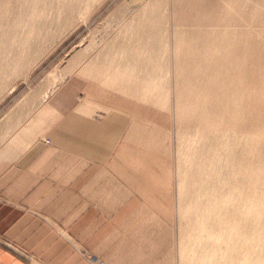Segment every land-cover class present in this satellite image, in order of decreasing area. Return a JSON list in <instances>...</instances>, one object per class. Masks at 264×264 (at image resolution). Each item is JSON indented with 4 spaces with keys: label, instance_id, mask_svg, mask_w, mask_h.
I'll use <instances>...</instances> for the list:
<instances>
[{
    "label": "rangeland",
    "instance_id": "374dc122",
    "mask_svg": "<svg viewBox=\"0 0 264 264\" xmlns=\"http://www.w3.org/2000/svg\"><path fill=\"white\" fill-rule=\"evenodd\" d=\"M155 2L41 3V19H47L41 24H48L41 30V40H32L25 46L21 42L7 48V55L0 54L5 58L1 60L9 65L5 73H0V133H5L0 135V144L9 129L15 130L35 113L44 92L53 86L48 76L51 71H61L65 76L49 99L61 114L76 109L88 95L90 79L78 71L89 63L111 65L114 73L123 76L136 73L141 77L139 83L147 84L145 88L155 81L161 94L158 104L151 99L139 103L134 93L107 90L103 100L110 105L109 110L92 113L97 117L113 112L126 118L127 125L111 163L140 199L139 216L128 220L115 232L116 236L109 238L110 253L124 261L142 238L145 250L157 249L153 257L157 264H183L190 259L200 264H209V260L211 264H239L247 256L245 264H263L264 235L260 229L264 223V0H162L166 5L163 7L161 3V8H154ZM19 9L16 1L15 10ZM150 27L159 42L155 55L148 50L151 42L148 44L146 37H139L140 31ZM27 29L26 24L19 23L15 35L21 38V31ZM177 29L181 31L178 34ZM177 45L181 50L174 57L172 50ZM78 53L81 54L77 61L72 63ZM14 56L18 59L15 62ZM11 86L14 88L10 91ZM136 104L140 109L154 111L159 126L167 129V133L151 127L145 130L146 121L132 112ZM234 112L238 114L236 126L231 127ZM140 136L147 138L148 143L137 144L136 138ZM44 139L48 138H43V142ZM133 148L137 152H132ZM124 162L133 166L125 170ZM181 178L186 180L182 191ZM249 188L255 197L248 202L243 193ZM251 201L263 206V216L254 213L258 209L245 214ZM188 203H191L189 214L184 210ZM196 204L201 205L199 209H194ZM233 205L235 209L231 208ZM204 211L210 214L203 215ZM152 213L159 219L157 225L156 218L151 219ZM235 213L240 225L236 226L235 234L228 235L234 239L227 250L225 244L216 245V238L226 240L228 223ZM195 217L220 222L223 229L218 231L215 226L211 232L208 225L202 224L190 231ZM152 232L161 235L149 247L146 239ZM186 232L193 236L184 245L183 240L188 239ZM241 238L247 243L241 242ZM181 239L180 256L176 244ZM253 254L261 255L257 262Z\"/></svg>",
    "mask_w": 264,
    "mask_h": 264
},
{
    "label": "crops",
    "instance_id": "0c3cea01",
    "mask_svg": "<svg viewBox=\"0 0 264 264\" xmlns=\"http://www.w3.org/2000/svg\"><path fill=\"white\" fill-rule=\"evenodd\" d=\"M88 88L83 102L62 114L49 100L55 89L26 122L6 130L8 138L0 144V235L8 245L0 244V264H90V255L109 264H157V249L151 247L161 235L157 232L146 239L150 250L139 238L124 261L110 253L109 238L139 216L140 199L111 163L126 118L92 114L109 110L103 100L107 90L134 93L137 102H148L141 100V88L90 81ZM132 112L146 121L145 130L166 132L154 111L136 104ZM136 139L139 145L148 143L142 136ZM123 164L125 170L133 166Z\"/></svg>",
    "mask_w": 264,
    "mask_h": 264
},
{
    "label": "bare ground",
    "instance_id": "6f19581e",
    "mask_svg": "<svg viewBox=\"0 0 264 264\" xmlns=\"http://www.w3.org/2000/svg\"><path fill=\"white\" fill-rule=\"evenodd\" d=\"M17 1V3L19 4V6H20V9L18 10V11H16L15 10V2ZM157 2H155L152 6L154 7V8H161V5L163 4L162 3V0H156ZM165 1V0H164ZM179 1V0H178ZM28 2H29V5H28ZM169 2H170V0H169ZM187 2V1H186ZM45 4V0H0V54H3V52L7 55V53L5 52V50L7 49V48H10V49H12V47L13 46H18L21 42H23V46H25V45H27L30 41H38V39L39 40H41L40 38H42L43 37V35H41V30H43V27H46L47 25H44L43 24V26H42V21H45V22H47L45 19H44V16L42 17L44 20H42L41 19V14H42V10H41V8L39 7V5L40 4ZM162 3V4H161ZM147 4V3H146ZM168 4V3H167ZM71 5H72V3H71ZM164 5H166V4H163V7H164ZM147 6V5H146ZM170 6V5H169ZM251 6V5H250ZM72 8V7H71ZM70 8V9H71ZM251 17V16H250ZM41 19V20H40ZM253 19V18H252ZM65 21V20H64ZM67 21V20H66ZM66 21L64 22V23H66ZM51 22H52V20H51ZM57 22H59V19L57 20ZM68 22V21H67ZM19 23H23V24H26L27 26H28V29L27 30H22L21 31V38H19V37H17L15 34H16V26L17 25H19ZM48 23H49V21H48ZM54 23V22H53ZM52 23V24H53ZM60 23V22H59ZM153 23H156L155 21H153ZM50 24V23H49ZM51 25V24H50ZM55 25V24H54ZM59 25V24H58ZM15 27V28H14ZM49 27V26H48ZM13 28H14V31H13V33H11V31L13 30ZM44 31H45V29H44ZM46 31H47V28H46ZM171 31H173V33H174V29H172ZM170 31V32H171ZM141 33H140V35H139V37H146V39H148V44H149V42H151V46H150V44L148 45V50H150V52H152L151 54H153V55H155V54H158V52H159V47L158 48H156L157 47V44L159 43L158 41H157V35H156V32H155V30H153V29H151V27L150 28H146V29H143L142 31H140ZM181 31H180V29H177V34L178 33H180ZM11 33V34H10ZM45 33V32H44ZM47 34V33H46ZM173 36V35H172ZM45 37V36H44ZM185 37V36H184ZM9 38H11V39H9ZM156 39V40H155ZM160 41V40H159ZM6 44V46H4ZM179 50H181L180 49V46L179 45H177V46H175V47H173V56L174 57H178V53H179ZM171 51V52H172ZM21 54L23 53V51H21L20 52ZM182 53V52H181ZM81 54V53H80ZM79 53L78 54H76V56L75 57H73V60H72V63H75L76 61H77V58H78V56L80 55ZM14 55H16V52H14ZM75 55V54H74ZM107 56H108V54L107 55H104V59L105 58H107ZM1 59H5V58H3V57H1L0 56V60ZM71 59V58H70ZM16 60H18L15 56L13 57V60L12 61H16ZM5 60H1V62H0V73H5L6 71H7V69L9 68V65L6 63V62H4ZM181 62V61H180ZM69 63V62H68ZM72 63H71V65H72ZM99 64H101V63H99ZM69 65V64H68ZM197 66H199V65H197ZM16 67V66H15ZM15 67H12L11 68V71H14L15 70ZM205 69V68H204ZM61 72V71H60ZM60 72H57L56 70H54V71H51L50 73H49V77L51 78V82H52V84H53V86H51V87H49L47 90H46V92H44V94H43V96H42V101H44V100H46L47 98H48V96L56 89V87L58 86V85H60L64 80H65V76H63V74H62V72L60 73ZM78 72H80L82 75H84V77H86V78H88V79H90V82H94V83H97V84H100V85H104L105 87H107V88H141V93H140V98H141V100H143V101H147L148 102V100L147 99H151L155 104H158L159 102H160V100L161 99H159V96H161V94H159V90H158V84L154 81V83L153 84H150V83H148V85H149V88H145L146 86H147V84L146 85H141V83H139L140 82V78L141 77H139L136 73H134V72H132V73H134L133 75L134 76H123V75H119L118 73H114V70L112 69V67H111V65H108V66H103V65H100V66H98L96 63H89V64H87L86 65V67H85V65H84V67L82 68V69H80ZM79 73V74H80ZM48 74V73H47ZM80 74V75H81ZM172 75V74H171ZM179 76V74H175V76ZM211 77V76H210ZM217 77V76H216ZM154 78V77H153ZM214 79H216L215 77H214ZM226 79V78H225ZM133 80L134 81H136V82H133ZM219 80V79H218ZM185 81V80H184ZM216 81H217V79H216ZM202 82V81H201ZM219 82H220V80H219ZM51 84V83H50ZM223 85V84H222ZM135 86V87H134ZM145 86V87H144ZM191 86V85H190ZM223 86H225V85H223ZM230 86V85H229ZM148 87V86H147ZM14 87H10V91L13 89ZM251 88V87H250ZM220 89V88H219ZM161 90V89H160ZM208 90V89H207ZM159 91V92H158ZM238 91V90H237ZM147 92V94L148 95H146L145 96V93ZM212 92V91H211ZM172 93V92H171ZM237 93V92H236ZM161 98V97H160ZM145 99V100H144ZM189 99V98H188ZM165 101V100H164ZM172 101V100H171ZM210 101V100H209ZM151 102V101H150ZM174 102V101H173ZM202 102V101H201ZM163 103V102H162ZM172 103V102H171ZM183 103V102H182ZM206 103V102H205ZM173 104V103H172ZM171 104V105H172ZM175 104V103H174ZM186 104V103H185ZM234 106V105H233ZM187 107V106H186ZM240 107V106H239ZM220 108V107H219ZM234 108H236V107H234ZM233 110V109H232ZM201 112H203V111H201ZM176 115V114H175ZM237 115L238 114H236V112H234V114H233V121H232V123H231V127H235L236 126V120H235V118L237 117ZM231 117V116H230ZM231 119V118H230ZM243 124V123H242ZM194 130V129H193ZM196 130V129H195ZM260 130V129H259ZM199 134V133H198ZM244 134H246V131H244L243 132V135ZM248 135V134H247ZM202 136V135H201ZM198 137H200V136H198ZM245 137V136H244ZM198 140V139H197ZM202 140V139H201ZM244 140V139H243ZM246 140V139H245ZM193 141H195L194 139H193ZM248 142V141H247ZM252 142V141H251ZM257 143V142H256ZM242 145V144H241ZM196 146V145H195ZM199 148V147H198ZM253 148V147H252ZM244 149V148H243ZM250 151H251V149H249ZM242 152H246V151H242ZM200 153V152H199ZM249 153V152H248ZM261 153V152H260ZM195 156V155H194ZM260 156V155H259ZM248 158V157H247ZM201 161V160H200ZM240 162V161H239ZM245 164V163H244ZM247 164V163H246ZM198 166V165H197ZM263 170H264V168H263ZM246 172V171H245ZM194 177H192V179H193ZM248 177H244V180L245 179H247ZM198 180V179H197ZM240 181V180H239ZM242 181V180H241ZM186 182V180L184 179V178H181L180 179V181H179V183L181 184L180 185V188H181V191H182V187H183V185H184V183ZM193 182V181H192ZM256 183V182H255ZM203 184V183H202ZM237 184V183H236ZM186 185V184H185ZM193 186V185H192ZM232 186V185H231ZM233 189V188H232ZM185 190V189H184ZM240 191H241V189H240ZM242 192H243V190H242ZM251 188H249V189H247V190H245L244 191V193H243V195H244V200H246V201H250V199H253L254 197H255V194L253 193L252 194V196H251ZM253 197V198H252ZM262 197H264V195H262ZM230 198V197H229ZM195 201V200H194ZM198 201V200H197ZM196 202V201H195ZM198 203V202H197ZM187 204V203H186ZM194 204V203H193ZM251 204L252 205H250V203H249V206L247 207L248 208V212H245V214H247V215H250L251 214V211L252 210H255V209H258L256 212H254V213H257L258 214V216H263L262 215V213H261V208H263V206L262 205H260L259 203H255L254 201H251ZM191 203H188V205H186L185 206V208H184V210L188 213V211H190L191 210ZM201 205H197L196 204V206H195V208L194 209H199V207H200ZM210 208H212L211 206L209 207V210H210ZM232 209H235V205H233L232 207H231ZM252 209V210H251ZM210 211H204L203 213V215H209L210 213H209ZM189 214V213H188ZM202 214V213H201ZM184 215V214H183ZM186 215V214H185ZM196 215H198V214H196ZM200 215V214H199ZM195 216V215H194ZM204 217H206V216H204ZM204 217H202V218H200V219H198V217H195V221H194V224L190 227V231H191V228L193 229V230H196V229H198V227L200 226V225H202V224H206V225H208V228H210V231L211 232H213V230H214V228H215V226H216V230H218V231H221L222 229H223V224L222 223H215V222H208V220L206 219V218H204ZM246 217V216H245ZM207 221V222H206ZM192 223V222H191ZM240 225V220H239V218L237 217V214L235 213V216L233 217V220L232 221H230L229 223H228V226H229V232L227 233V237H226V240L225 241H221V239L220 238H216L217 240H216V245L218 246H221V243L222 244H225L227 247V250H229L230 249V247L232 246V242H233V239L231 238V237H229V236H232L233 234H235L236 233V231H237V227ZM190 226V225H189ZM235 226V227H234ZM237 226V227H236ZM187 227V226H186ZM226 227V226H225ZM184 228V227H183ZM189 228V227H188ZM184 230V229H183ZM182 230V231H183ZM188 230V229H187ZM186 230V231H187ZM240 230V229H239ZM250 230V228H248V231ZM205 231V230H204ZM260 231L262 232V235H264V223L262 224V227H261V229H260ZM184 232V231H183ZM226 232V231H225ZM187 233V238L188 239H186V237H185V241L183 240V242H186V243H184V245H186L188 242H189V240H190V238L193 236L192 235V233H188V232H186ZM185 233V234H186ZM203 233V232H202ZM216 233V232H215ZM219 233V232H218ZM185 234H184V236H185ZM214 234V233H213ZM229 235V236H228ZM247 235V234H246ZM209 236V235H208ZM216 236V235H215ZM244 236V235H243ZM247 238V237H246ZM193 239V238H192ZM199 241H201V240H199ZM242 241H245L246 242V240H244V239H242L241 238V242ZM255 241V240H254ZM258 241V240H257ZM180 242H182V239L181 240H179L178 242H177V244L176 245H179V249L177 250V253H179V255L181 256L182 254H181V252L179 251L180 250V244H182V243H180ZM237 242V241H236ZM248 242H249V240H248ZM247 243V242H246ZM260 242H258L257 244H259ZM241 244V243H240ZM255 245H257L256 243H254ZM193 245V244H192ZM195 246H196V244H194ZM201 245V244H200ZM260 245V244H259ZM182 246V245H181ZM177 248H178V246H176ZM186 247V246H185ZM197 248V247H196ZM245 248V247H244ZM251 248V247H250ZM256 248V247H255ZM224 249H222V251H223ZM194 251H195V249H194ZM238 251V250H237ZM257 251V250H256ZM188 252H189V250H188ZM234 252V251H233ZM253 252H254V250H253ZM225 253V251H223V254ZM239 253V252H238ZM256 253V252H255ZM258 253V252H257ZM236 254H237V252H236ZM240 254V253H239ZM244 254V253H243ZM184 255V254H183ZM199 255V254H198ZM222 255V254H221ZM227 256V254H224L223 256ZM254 255V260L256 261V258L257 257H259L260 258V256L261 255H259V256H256L255 254H253ZM202 256H204V255H202ZM211 256V255H210ZM225 256V257H226ZM263 257H264V255H262ZM199 258H201V256L199 255L198 256ZM205 257V256H204ZM207 257V256H206ZM209 257V256H208ZM212 257V256H211ZM231 258H232V256H230ZM230 257H228L229 258V260L231 261L232 259H230ZM243 257V256H242ZM210 258V257H209ZM249 257L247 256V258L246 259H248ZM262 258V257H261ZM202 259V258H201ZM233 259H234V257H233ZM246 259L243 257L242 259H241V261L240 262H242L243 263V261H244V264H245V261H246ZM191 260V259H190ZM190 260H188V261H186L185 263L183 262V264H200L199 262H197V261H190ZM228 260V261H229ZM249 260V259H248ZM251 260H253V259H251L250 258V261ZM253 260V262H255ZM234 261V260H233ZM258 261V260H257ZM256 261V262H257ZM179 262V261H178ZM225 262V261H224ZM240 262H237V263H239V264H241ZM249 262V261H248ZM247 262V263H248ZM260 262V261H259ZM261 262H264V260L262 261V259H261ZM208 263L209 264H211V261L209 260L208 261ZM231 263V262H230ZM205 264H207V263H205ZM248 264H251L250 262L248 263ZM257 264V263H256ZM259 264V263H258ZM261 264V263H260ZM264 264V263H263Z\"/></svg>",
    "mask_w": 264,
    "mask_h": 264
},
{
    "label": "built area",
    "instance_id": "2783aa9c",
    "mask_svg": "<svg viewBox=\"0 0 264 264\" xmlns=\"http://www.w3.org/2000/svg\"><path fill=\"white\" fill-rule=\"evenodd\" d=\"M44 142L45 143H49V140L48 139H44ZM0 244H3V245H8L3 237L0 235ZM88 261L90 262V264H105L102 260H98L96 257L90 255L87 257Z\"/></svg>",
    "mask_w": 264,
    "mask_h": 264
}]
</instances>
